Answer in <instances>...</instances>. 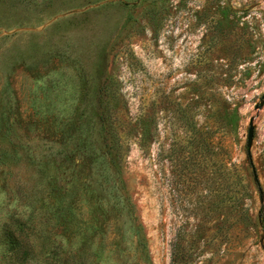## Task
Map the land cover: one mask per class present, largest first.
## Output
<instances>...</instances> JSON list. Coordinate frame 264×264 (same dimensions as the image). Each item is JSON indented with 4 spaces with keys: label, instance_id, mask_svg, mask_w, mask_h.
Here are the masks:
<instances>
[{
    "label": "rangeland",
    "instance_id": "rangeland-1",
    "mask_svg": "<svg viewBox=\"0 0 264 264\" xmlns=\"http://www.w3.org/2000/svg\"><path fill=\"white\" fill-rule=\"evenodd\" d=\"M9 233L21 264H264V0H0Z\"/></svg>",
    "mask_w": 264,
    "mask_h": 264
},
{
    "label": "trees",
    "instance_id": "trees-1",
    "mask_svg": "<svg viewBox=\"0 0 264 264\" xmlns=\"http://www.w3.org/2000/svg\"><path fill=\"white\" fill-rule=\"evenodd\" d=\"M103 125H104V127L106 129L109 130L110 135H111L112 140H113L112 148L114 149V153L116 155H118L119 152H120V149H119V146H117V142H116L115 136L112 133V125H111V120H110V116L108 115V113H107V115H106L105 118L103 117ZM7 235H8L7 241L0 243V253L3 254V252H6L5 255H8L9 254L8 258L11 259V261L13 263L19 261V263L21 264V263H23V261L25 262V259H23V258H25V256L28 255L30 252H32L31 249L33 247V244L30 243L29 241L26 242L25 244H28V246L22 252L21 251L22 245L20 244L21 239L17 235H15V234L12 235L11 233H9Z\"/></svg>",
    "mask_w": 264,
    "mask_h": 264
},
{
    "label": "water",
    "instance_id": "water-1",
    "mask_svg": "<svg viewBox=\"0 0 264 264\" xmlns=\"http://www.w3.org/2000/svg\"><path fill=\"white\" fill-rule=\"evenodd\" d=\"M254 129L253 126L250 125L247 131V145L249 146L253 139Z\"/></svg>",
    "mask_w": 264,
    "mask_h": 264
}]
</instances>
